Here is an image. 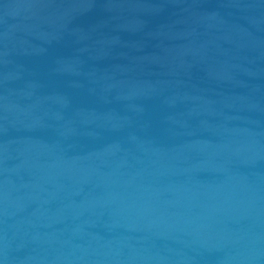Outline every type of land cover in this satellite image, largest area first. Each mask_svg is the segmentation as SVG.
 Segmentation results:
<instances>
[{
  "label": "water",
  "instance_id": "obj_1",
  "mask_svg": "<svg viewBox=\"0 0 264 264\" xmlns=\"http://www.w3.org/2000/svg\"><path fill=\"white\" fill-rule=\"evenodd\" d=\"M0 264H264V0H0Z\"/></svg>",
  "mask_w": 264,
  "mask_h": 264
}]
</instances>
